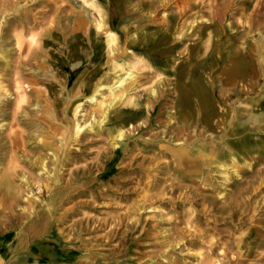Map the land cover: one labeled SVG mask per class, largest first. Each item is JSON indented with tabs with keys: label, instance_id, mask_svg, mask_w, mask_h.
<instances>
[{
	"label": "rangeland",
	"instance_id": "1",
	"mask_svg": "<svg viewBox=\"0 0 264 264\" xmlns=\"http://www.w3.org/2000/svg\"><path fill=\"white\" fill-rule=\"evenodd\" d=\"M223 10L236 28L224 39L247 43L243 76L228 43L207 47ZM0 31V140L24 131L26 144L0 155V175L18 157L22 186L15 206L0 190V264H264V0H0ZM75 119L89 126L81 143ZM42 159L62 177L51 190Z\"/></svg>",
	"mask_w": 264,
	"mask_h": 264
},
{
	"label": "bare ground",
	"instance_id": "2",
	"mask_svg": "<svg viewBox=\"0 0 264 264\" xmlns=\"http://www.w3.org/2000/svg\"><path fill=\"white\" fill-rule=\"evenodd\" d=\"M65 4V3H64ZM63 4V5H64ZM131 4V3H130ZM136 4V3H135ZM82 6H84V4H82ZM226 10V9H225ZM225 10H223L221 13L217 14L215 17H214V20L213 22H210L208 24H210V27L213 29V34H212V30L210 31L209 33V39L210 40H213L212 41H209V43L207 44V47L210 46L211 49L208 48V50H211L212 52L214 51V49L216 48V44H218L220 46V44L222 43H228V45L226 46V59L229 61V68L228 70L232 73V74H235L237 72H239L240 76H243V75H246L247 74V43H243V46L245 48L243 49H239V48H236L233 46V44L230 43V37L228 39H224L225 36H236L235 35H231V32L235 31V27L232 25V22H229V19L232 18V16H230ZM16 11V10H15ZM44 11V10H43ZM151 15H153V13L151 12L150 13ZM37 15V14H36ZM84 17V16H83ZM25 19V16L24 15H19V16H15V17H12V22L13 21H20V23H22ZM97 24L95 25L96 27L98 28H102L103 26H105L107 24V21H106V18L103 17V18H97ZM85 22V21H84ZM96 22V21H95ZM79 24V23H78ZM86 24V22H85ZM80 25H82V23H80ZM77 28V27H76ZM82 28V27H80ZM79 28V30H80ZM103 29V28H102ZM96 30V29H95ZM32 31V30H31ZM75 31V30H74ZM1 32V31H0ZM78 32V31H77ZM86 32V30H85ZM8 36L10 35L9 32H7ZM40 34V33H39ZM105 34V33H104ZM239 34V31L238 33ZM218 36V40L216 39V37ZM66 37V35H65ZM0 38H2V36H0ZM11 38V37H10ZM23 34H18L16 36V40H17V43H18V51H19V54L20 56L18 57V59L15 61L14 60V67L12 68V70H10V74L12 76H15V81L17 83L16 87L19 89V90H22L21 88V79L23 78L24 76V67L28 66L30 64V60H31V57L30 59H23L21 58V55L23 54V52L25 51V48L24 47V40L23 41ZM66 39V38H65ZM89 41V40H88ZM110 45L111 47L114 49L115 48V41H116V38L115 36H111L110 39ZM218 41V43H217ZM212 42V43H211ZM216 42V43H215ZM28 44H29V41H28ZM28 49L29 51L32 50V44H30L28 46ZM216 50V49H215ZM37 53V51L33 50L31 52V56H35V54ZM192 55V54H191ZM32 57V59H33ZM198 67V66H197ZM196 67V68H197ZM39 69V68H38ZM198 70H200V68H198ZM36 71V70H35ZM131 75H129L128 78H130ZM53 78V77H52ZM30 79V78H29ZM44 79V78H43ZM127 78H122L121 80V83L119 86H123L124 82L126 81ZM27 81V80H26ZM31 81V80H30ZM119 81L113 83L111 89H114V87L116 86L117 83H119ZM24 83V82H22ZM32 83V81H31ZM37 85V84H36ZM39 86V85H38ZM15 87V85H14ZM100 88V87H99ZM194 88H200V85H198V83L194 84L193 86V89ZM32 89V88H31ZM30 89V90H31ZM40 89V88H39ZM15 90V89H14ZM41 90V89H40ZM24 91V90H23ZM32 91V90H31ZM78 91V90H77ZM45 92V91H44ZM7 93L9 92H6L4 95H0V99H3V98H6L7 97ZM18 93V92H17ZM24 93V92H23ZM100 93V92H99ZM20 93H18L19 95ZM46 94V93H45ZM17 95V96H18ZM20 97V99H19ZM18 97L19 99V107L20 108H24L22 102H24L25 98H23V95L21 97V95ZM58 97V96H57ZM103 97V96H102ZM206 100V99H205ZM204 100V111L206 112L205 114H209L210 112H212V109H213V105L214 103L211 101V100ZM16 102V103H18ZM48 102V101H47ZM49 103V102H48ZM37 105V104H36ZM33 106V105H32ZM50 107V106H49ZM48 107V108H49ZM102 107V106H101ZM30 108V107H29ZM51 108V107H50ZM80 108V105L77 106V109ZM84 109V107H83ZM16 110V109H15ZM51 110V109H50ZM17 111V110H16ZM19 111V110H18ZM49 112V111H47ZM20 113V112H19ZM18 114V112L16 113ZM50 114V112H49ZM15 115V114H14ZM45 115V114H44ZM17 116V115H16ZM38 116V115H37ZM39 117V116H38ZM38 117L36 119H38ZM41 117V116H40ZM49 119V117H48ZM41 120V119H40ZM46 120V119H45ZM50 120V119H49ZM48 120V121H49ZM52 121V120H51ZM50 121V122H51ZM54 121V120H53ZM103 121H106V117L103 119ZM15 122V121H14ZM44 123V120L42 121ZM17 123V122H16ZM50 124V123H49ZM15 126H17L16 124H14ZM33 125V124H32ZM35 125V124H34ZM51 126V125H50ZM64 127V126H63ZM89 126L87 125V121L82 123L80 121H75L73 122L72 125L70 126H67V131L68 132H71L75 129H77L74 137L75 139L77 140V142L81 143L83 142V137L81 135L82 131H85ZM14 128V127H13ZM16 128V127H15ZM21 129V128H20ZM47 129V128H46ZM53 129V128H51ZM50 129V130H51ZM11 130V129H10ZM15 130V129H14ZM37 130V129H36ZM66 130V129H65ZM18 131V130H17ZM12 132V131H11ZM11 132L9 133V135L7 134V136H5L4 138H2L0 140V155H3L4 153V156H6L8 154V151H10V149L12 150H17L22 147L23 145L25 146V142H24V131H18L16 132L15 136H12L11 135ZM55 132V130L53 131ZM61 132V130L59 131ZM15 133V131H14ZM37 133V132H36ZM56 133V132H55ZM44 134V133H43ZM49 134V133H48ZM71 134V133H70ZM5 135V134H4ZM42 135V134H41ZM50 135V134H49ZM58 135V134H57ZM45 136V135H43ZM68 136V135H67ZM81 136V137H80ZM126 136V131H124L123 129L120 130L119 134L116 135L113 139H114V143L113 145L116 147L118 145V143L123 140ZM59 137V135H58ZM70 138H73V135L70 137ZM67 139L66 136H64V138L62 139V146H59L58 147V150H61V148L63 147L64 149V161L66 162V164L70 165L73 163V156H71V154L73 152H75L74 150L72 149H69L68 148V143H69V139ZM61 139V138H60ZM42 139H40L41 141ZM44 140V139H43ZM54 141V140H53ZM48 142V141H47ZM52 142V141H51ZM52 144V143H50ZM39 146H41V148H49V149H53L54 147L53 146H50V145H46V144H42L39 142ZM242 150H244L243 148H241ZM55 150V149H54ZM3 151V153H2ZM173 153H174V156L178 159L179 163L180 164H183L184 161H187L188 158L191 157L190 155V151H189V148L188 147H185L184 145H182L181 147H178L177 149H173L172 150ZM6 152V153H5ZM52 152V151H51ZM104 152V151H103ZM102 152V154H103ZM63 153V152H62ZM208 155V154H207ZM212 156L216 157L217 156V153L215 151H213L211 153ZM13 157H15V155H13ZM55 157V156H54ZM56 157H58V154L56 155ZM12 159V157H10ZM17 158L18 157H15L13 158V160H9L10 164H9V168L8 170H5L3 172H1V175H0V190L5 193V195H8V200H7V203L10 205V206H15L17 203H19V199H18V196L21 192V185H16L14 183V178L17 174H19V169H18V164H17ZM192 158V157H191ZM4 159V157H3ZM55 159V158H54ZM58 159V158H57ZM61 160V159H60ZM35 161V160H34ZM40 164H41V167H42V170H44V172L42 173H39L37 174V178H38V182L41 183V186L43 188H46L47 190H51L53 187H55L54 185L56 183H59V181L62 179V177H59L58 180H56V175H57V172L56 169L54 171V173H50L47 177H45V173L48 171H46V168L47 167V162L45 161V159H42L40 160ZM8 162V163H9ZM218 165H220L221 167H224V166H227L226 163H222V162H218L216 161ZM4 163H5V160H4ZM65 166V164H63ZM49 166V165H48ZM62 166V167H64ZM196 167V166H195ZM57 168V167H56ZM186 169V168H185ZM74 171H75V168L72 167L70 169V177L68 178V183L71 181V175L74 174ZM192 172V171H191ZM215 174V173H214ZM27 190V189H26ZM58 200V196L55 194V196H53V202L57 201ZM240 240V239H239ZM258 243H260L261 245H264V239L260 238L257 240ZM260 245V246H261ZM263 251V250H262ZM260 259L262 261H264V254H260ZM261 264V263H260Z\"/></svg>",
	"mask_w": 264,
	"mask_h": 264
}]
</instances>
